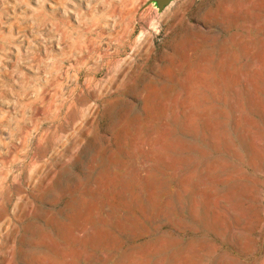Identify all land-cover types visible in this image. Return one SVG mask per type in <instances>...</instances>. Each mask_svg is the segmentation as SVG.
Wrapping results in <instances>:
<instances>
[{
	"label": "rangeland",
	"instance_id": "1",
	"mask_svg": "<svg viewBox=\"0 0 264 264\" xmlns=\"http://www.w3.org/2000/svg\"><path fill=\"white\" fill-rule=\"evenodd\" d=\"M47 79L78 88L4 183L0 264H264V0H0V108Z\"/></svg>",
	"mask_w": 264,
	"mask_h": 264
},
{
	"label": "bare ground",
	"instance_id": "2",
	"mask_svg": "<svg viewBox=\"0 0 264 264\" xmlns=\"http://www.w3.org/2000/svg\"><path fill=\"white\" fill-rule=\"evenodd\" d=\"M76 14L80 24L85 25L84 28H76V30L88 35L87 49L89 54L96 58L98 68L106 67V73L110 75L114 66L120 64L118 60L112 57L119 54L120 50L117 48L110 51L109 47L102 48L97 44V39L89 35L93 29L90 27L91 24L87 23V15L81 10H78ZM112 35L115 37L114 39H119L118 32L115 31ZM64 41L65 39L62 38L61 43ZM115 78L116 74L114 73L108 77V81ZM77 88L78 84H75L71 88L64 89L60 81L47 79L46 83L41 85L32 98L28 97L27 92L24 93L26 98L19 103L20 108L18 110L0 108V201L4 183L10 176L12 168L18 162L24 163L33 149V144L39 145L50 133L49 127L44 124L50 116L52 106H57L56 110L60 111L62 106L71 99L72 93ZM92 97H99L96 89L92 92ZM49 147L54 148L53 145ZM59 154L60 151L55 147L51 156L55 155L58 158ZM30 163L34 162L30 161Z\"/></svg>",
	"mask_w": 264,
	"mask_h": 264
}]
</instances>
